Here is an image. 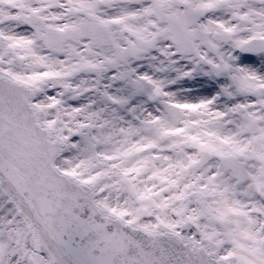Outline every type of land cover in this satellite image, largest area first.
<instances>
[{
  "label": "snow or ice",
  "instance_id": "1",
  "mask_svg": "<svg viewBox=\"0 0 264 264\" xmlns=\"http://www.w3.org/2000/svg\"><path fill=\"white\" fill-rule=\"evenodd\" d=\"M0 264H264V0H0Z\"/></svg>",
  "mask_w": 264,
  "mask_h": 264
}]
</instances>
